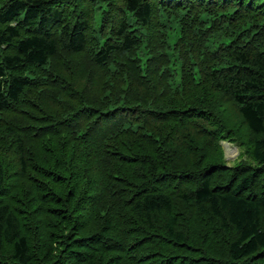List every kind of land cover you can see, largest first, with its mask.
I'll return each instance as SVG.
<instances>
[{"label":"trees","instance_id":"obj_1","mask_svg":"<svg viewBox=\"0 0 264 264\" xmlns=\"http://www.w3.org/2000/svg\"><path fill=\"white\" fill-rule=\"evenodd\" d=\"M0 264H264V0H0Z\"/></svg>","mask_w":264,"mask_h":264},{"label":"rangeland","instance_id":"obj_2","mask_svg":"<svg viewBox=\"0 0 264 264\" xmlns=\"http://www.w3.org/2000/svg\"><path fill=\"white\" fill-rule=\"evenodd\" d=\"M222 146L226 160L232 164L238 158L241 148L236 143L225 140L222 142Z\"/></svg>","mask_w":264,"mask_h":264}]
</instances>
